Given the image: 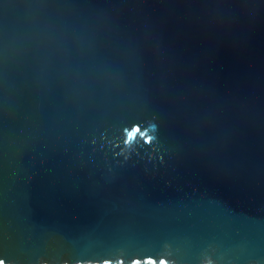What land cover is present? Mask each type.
Returning a JSON list of instances; mask_svg holds the SVG:
<instances>
[{"label":"water","instance_id":"1","mask_svg":"<svg viewBox=\"0 0 264 264\" xmlns=\"http://www.w3.org/2000/svg\"><path fill=\"white\" fill-rule=\"evenodd\" d=\"M0 264H264V0H0Z\"/></svg>","mask_w":264,"mask_h":264}]
</instances>
